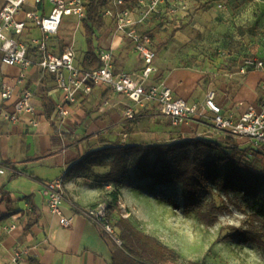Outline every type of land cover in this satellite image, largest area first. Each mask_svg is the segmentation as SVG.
Returning a JSON list of instances; mask_svg holds the SVG:
<instances>
[{
    "label": "crops",
    "instance_id": "obj_1",
    "mask_svg": "<svg viewBox=\"0 0 264 264\" xmlns=\"http://www.w3.org/2000/svg\"><path fill=\"white\" fill-rule=\"evenodd\" d=\"M29 1L25 11L51 12V7H46L49 4L47 1L42 6H34L31 4L34 0ZM3 4L4 1L0 0V9ZM185 13H181L170 27L175 28L174 24L184 21L188 15ZM160 18H153L143 27L151 36L157 53L155 64L158 73L152 79L153 83L165 84L175 96L199 105H204L207 93L214 91L216 103L223 111L231 110L240 103L256 104L264 98V70L248 71L245 79L241 76L237 79L220 77L213 87L207 88L203 81L206 70L200 59L193 64L189 53L180 49L179 41L190 32L188 27L185 30L174 29L177 30L174 38L169 43L168 39L162 41L164 48L158 52L149 27ZM103 31L97 32L99 41L96 45L99 50H113L115 73L135 75L139 72L141 59L133 44L127 38L116 35L115 31L111 35H101ZM23 37L27 40L40 39L42 33L33 29ZM80 39L85 42V54L87 45L83 26L74 17H69L59 34L51 39L50 46L56 53H62L67 47L74 48L77 62L81 64L84 55L79 57L77 53ZM177 49L179 52H176ZM260 60L264 61V53ZM21 73L18 67H6L0 63V75L10 83L14 84ZM158 76L160 78L156 79ZM21 87L34 93L36 117L26 114L18 122H11L6 115L12 112L15 100L4 103L0 97V171H4L0 174V189L9 193L14 212L8 217L7 201L0 197V217L5 218L0 221V264H112V253L117 247L113 239L83 214L95 208L104 194L101 184L95 181L92 174H73L65 181L62 212L73 218L69 228L62 227L59 216L48 210L42 195L44 186L68 174L89 148L99 150L114 145L172 144L199 134L208 139H225L222 135H211L212 113H208V119H193L188 124L174 126L151 104L140 108L137 114L139 120L131 124L133 121L126 119L130 102L106 86L95 88L89 97L72 107L69 118L57 121L55 112L49 118L44 109L46 102L55 107L61 98L52 76L36 68L29 69L25 71V82ZM16 90L19 92L20 88ZM106 103L108 106L104 107ZM33 119L38 126L31 124ZM109 140L118 142L110 144ZM237 144L245 145L241 142ZM108 172V168L93 169L95 175ZM109 188L114 187H104ZM122 194L119 192V198ZM12 225L16 229L11 230L9 227ZM5 226L8 229H4ZM17 253L22 256L15 261Z\"/></svg>",
    "mask_w": 264,
    "mask_h": 264
},
{
    "label": "built area",
    "instance_id": "obj_2",
    "mask_svg": "<svg viewBox=\"0 0 264 264\" xmlns=\"http://www.w3.org/2000/svg\"><path fill=\"white\" fill-rule=\"evenodd\" d=\"M0 9V63L6 67H18L22 73L14 80V84L0 75V97L4 103L15 100L13 110L6 118L13 123L22 115L37 116L34 105V93L22 88L25 82V71L36 68L54 78L56 88L60 92V101L55 107L57 121H64L71 115L72 107L89 97L95 88L106 86L116 95L128 99L130 106L126 111L128 121L137 119L138 110L147 105H155L163 116L170 119L172 125L188 124L193 119H208L212 113L213 132L223 138H231L247 147L264 150V98L256 104L240 103L233 109L223 111L216 103V93L209 91L204 105L189 103L173 93L172 89L162 83H153L158 69L155 61L157 53L153 48L152 38L143 27L156 17L165 18V26L170 27L181 13L187 11L189 0H109L104 10L106 17L115 20V34L127 38L134 46L141 59V69L135 75L116 74L114 53L112 49H102L99 57L102 65L95 71L84 70L77 62L74 48L67 47L62 53L51 49L50 41L57 36L66 18L74 17L80 24L86 19V3L84 0H34V6H42L47 1L51 7L49 14L39 11H25L29 0H3ZM37 29L42 38L27 40L25 33ZM255 64V69L264 70V61L247 62ZM248 69H243L245 75ZM20 91L17 92L16 88ZM108 106L106 103L104 107ZM242 109V110H241ZM36 127V119L31 121ZM197 137L206 138L199 134ZM4 171L1 170L0 174ZM42 195L48 210L58 215L62 227L69 228L73 218L62 212L65 202L64 176L48 182ZM106 204L88 209L83 214L101 227L118 244L114 226L106 215ZM16 229L15 225L9 227ZM8 229V227H4ZM15 255V261L21 258Z\"/></svg>",
    "mask_w": 264,
    "mask_h": 264
},
{
    "label": "trees",
    "instance_id": "obj_3",
    "mask_svg": "<svg viewBox=\"0 0 264 264\" xmlns=\"http://www.w3.org/2000/svg\"><path fill=\"white\" fill-rule=\"evenodd\" d=\"M130 1L135 0L127 2ZM108 5L109 0H88L86 3V19L82 22L87 45L81 63L84 70L95 71L102 65L96 39L97 32L106 27L103 11ZM176 32L172 31L167 43ZM55 107L51 102L45 103L44 109L49 118ZM213 153H218L220 157ZM251 157L255 158L251 161ZM255 160L264 163V150L241 148L231 138L219 142L195 137L172 144L114 145L99 150L89 148L69 169L64 183L73 174H92L103 189L105 186L119 189L130 180L131 171L134 178L140 181L180 182L186 193V210L195 212L204 227H214L222 216L233 213L232 208L244 215L239 226L230 225L223 229L226 233L219 241L255 245L264 253V196H260L264 188V168L258 170ZM94 168H108L109 172L95 175ZM240 194L243 196L239 197ZM0 197L7 201L8 217L12 216L14 212L9 193L0 189ZM216 197L220 203H217ZM118 200V191L109 193L103 195L94 207L106 204V215L111 221L118 211ZM3 219L0 217V221ZM114 226L122 245L113 251L112 264H161L165 255H176L158 239L139 230L129 218L120 217Z\"/></svg>",
    "mask_w": 264,
    "mask_h": 264
},
{
    "label": "rangeland",
    "instance_id": "obj_4",
    "mask_svg": "<svg viewBox=\"0 0 264 264\" xmlns=\"http://www.w3.org/2000/svg\"><path fill=\"white\" fill-rule=\"evenodd\" d=\"M189 5L185 20L174 24L175 28H163L164 17L151 23L149 33L155 38L158 52L164 48L162 41L168 39L174 29L185 30L188 27L190 32L179 41L180 49L189 53L193 64L200 59L206 70L203 81L207 88L213 87L220 77L237 79L241 76L245 79L247 74L242 73L243 69L259 71L255 64L248 66L246 63L260 61L264 53V0H189ZM103 19L106 27L101 35H111L115 31V20L106 17L104 11ZM84 50L85 42L80 39L79 57L84 55ZM117 142L109 140L110 144ZM213 155L220 157L218 153ZM254 158L249 159L252 161ZM262 163L254 161L260 171L264 168ZM102 191L103 195L123 192L118 200V211L112 216L113 226L120 217L129 218L139 230L176 252L174 256L165 255L161 264H264V253L257 246L219 241L226 233L223 229L243 222L244 215L239 210L232 208V214L222 216L218 224L206 228L195 212L186 210V193L180 182L140 181L131 171L130 180L123 187ZM260 196H264V188ZM216 200L220 203L217 197ZM114 229L118 237L115 226ZM112 241L115 246H120L114 239Z\"/></svg>",
    "mask_w": 264,
    "mask_h": 264
}]
</instances>
